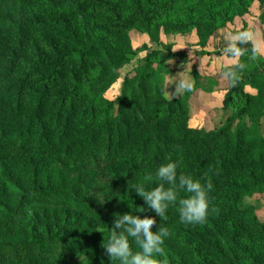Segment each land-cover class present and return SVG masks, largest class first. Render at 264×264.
I'll list each match as a JSON object with an SVG mask.
<instances>
[{
	"label": "trees",
	"instance_id": "16d2710c",
	"mask_svg": "<svg viewBox=\"0 0 264 264\" xmlns=\"http://www.w3.org/2000/svg\"><path fill=\"white\" fill-rule=\"evenodd\" d=\"M255 1L264 8V0H0V264H111L102 244L115 216L129 213L154 218L153 232L168 227L169 264H264V222L246 203L264 194L263 65L225 70L246 76L226 101L237 95L245 106L212 131L191 126L189 92L165 97L153 63L186 61L170 47L120 77L136 57L132 31L209 36ZM238 46L257 55L250 42ZM167 160L213 184L203 223H181L178 201L159 218L132 190L155 187Z\"/></svg>",
	"mask_w": 264,
	"mask_h": 264
},
{
	"label": "rangeland",
	"instance_id": "374dc122",
	"mask_svg": "<svg viewBox=\"0 0 264 264\" xmlns=\"http://www.w3.org/2000/svg\"><path fill=\"white\" fill-rule=\"evenodd\" d=\"M260 3L254 2L249 8V12L244 16L235 17L232 22L219 26L216 30H189L186 33L169 32L163 29L153 37L149 33L134 30L130 33V41L136 52V57L132 64L120 72V77L130 73L133 68H137L139 62L151 56L155 52L167 54L170 47L172 53L183 56L186 60L181 63L182 58L168 64L159 65L153 63L158 71V81L164 86L165 97L175 99L190 93L189 110L191 126L196 130L212 131L220 126L227 118H233L244 109L243 100L233 95L231 102L228 100V93L245 81L244 75H236L234 78L226 76L225 70L233 65L243 64L246 73H250L253 67L263 65L264 54L256 51L255 40L259 37V13L263 12ZM239 32H248L250 42L257 55L251 58L240 57L233 62L225 53L224 49L229 42L231 35ZM264 32V28H263ZM188 80L192 89L181 90L176 93L179 80ZM195 79L199 80V86ZM248 91H251L248 88ZM229 104V105H227ZM226 110L228 112H226ZM249 124L248 120L243 121ZM264 130V119L261 122ZM246 203L251 206L261 222H264V194L247 195Z\"/></svg>",
	"mask_w": 264,
	"mask_h": 264
},
{
	"label": "clouds",
	"instance_id": "9594fccd",
	"mask_svg": "<svg viewBox=\"0 0 264 264\" xmlns=\"http://www.w3.org/2000/svg\"><path fill=\"white\" fill-rule=\"evenodd\" d=\"M251 38L248 32H239L229 37V42L224 51L229 58L235 59L243 54L238 46ZM243 64H238V69H243ZM226 76L235 77V71L224 73ZM193 85L181 79L176 87V93L181 90H191ZM178 162L167 160L155 169L158 181L155 187L146 190L143 183H136L132 190L143 199L148 209L156 216L162 218L170 205L178 201L179 220L183 224H199L206 219L209 207V192L213 184L209 181L202 183L200 179L191 174L178 173ZM186 193L185 198L178 199V191ZM156 224L154 218L144 216L141 218L134 214L116 215L107 240L104 239L102 248L109 261H118V264H169V260L162 247L165 238L169 236L167 226H158L157 231L151 229ZM131 238L138 250L130 246Z\"/></svg>",
	"mask_w": 264,
	"mask_h": 264
},
{
	"label": "crops",
	"instance_id": "0c3cea01",
	"mask_svg": "<svg viewBox=\"0 0 264 264\" xmlns=\"http://www.w3.org/2000/svg\"><path fill=\"white\" fill-rule=\"evenodd\" d=\"M259 27L261 28V30L259 31V37H256L255 40V46H256V51H260L261 55L264 54V32H263V28H264V9L262 13H259Z\"/></svg>",
	"mask_w": 264,
	"mask_h": 264
}]
</instances>
